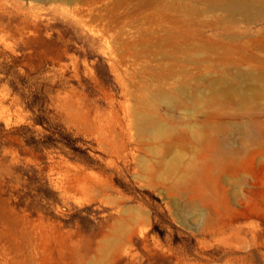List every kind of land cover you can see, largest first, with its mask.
<instances>
[{
	"label": "rangeland",
	"instance_id": "1",
	"mask_svg": "<svg viewBox=\"0 0 264 264\" xmlns=\"http://www.w3.org/2000/svg\"><path fill=\"white\" fill-rule=\"evenodd\" d=\"M0 264H264V0H0Z\"/></svg>",
	"mask_w": 264,
	"mask_h": 264
},
{
	"label": "trees",
	"instance_id": "2",
	"mask_svg": "<svg viewBox=\"0 0 264 264\" xmlns=\"http://www.w3.org/2000/svg\"><path fill=\"white\" fill-rule=\"evenodd\" d=\"M10 85L27 99L30 109L35 113V124L46 131L42 135H37L30 128L22 127L21 136L27 146L61 151L66 155H72L73 159L89 161V149L80 146L81 139L75 137L62 123L50 117L49 97L33 76L22 77L13 74Z\"/></svg>",
	"mask_w": 264,
	"mask_h": 264
}]
</instances>
